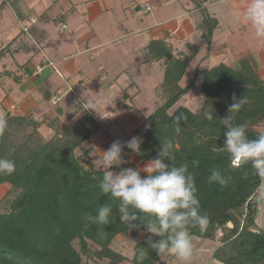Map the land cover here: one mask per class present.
<instances>
[{
  "label": "trees",
  "instance_id": "obj_1",
  "mask_svg": "<svg viewBox=\"0 0 264 264\" xmlns=\"http://www.w3.org/2000/svg\"><path fill=\"white\" fill-rule=\"evenodd\" d=\"M194 2L202 14L197 30L207 44L205 56L192 81L182 86L196 53L179 51L165 38L148 44L147 62L159 64L164 72L156 89L162 104L142 124V129H146L137 154L140 165L124 155L125 163L120 167L144 165L157 157L165 141H171L172 160L164 162L169 166L189 165L201 212L209 217L204 231L198 227L190 229L191 237L218 241L212 258L222 264H264V228L258 225L257 218L264 202L256 199L261 178L252 173L250 164L230 160L221 148L226 129L220 123L229 115L233 97L246 95L251 104L235 115V123L246 124L248 137L255 139L257 129L264 128V79L250 56L229 65L220 63L202 69V61L212 52L219 22L209 15L205 0ZM4 5L5 2L0 7ZM6 50L0 49V59ZM8 74L0 73V78ZM198 81L203 98L199 107L192 110L180 102ZM43 95V100L50 103L52 97ZM55 104L53 117L5 115L8 126L0 133V157L14 160L16 170L11 175H0V185L8 183L19 193L11 201L10 211L0 212V264H168L149 248L148 242L160 237L148 232L139 219L129 225L122 223L115 210L117 202H111L113 216L109 225L83 219L85 213L95 215L99 205L110 202V197L102 195L98 187L104 170L96 166L91 156L96 152L91 140L104 127L80 102L66 110L58 102ZM126 108L131 110L130 106ZM205 111L214 112V118L206 119ZM177 125L181 128L179 134L174 131ZM43 127L53 133H44ZM139 128L128 139L136 137ZM192 161L199 163L193 167ZM214 168L231 177L226 187L208 183ZM112 170L118 172L120 168ZM120 237L129 243L125 252L112 248L114 243L119 244ZM141 251L146 257L138 262Z\"/></svg>",
  "mask_w": 264,
  "mask_h": 264
},
{
  "label": "rangeland",
  "instance_id": "obj_2",
  "mask_svg": "<svg viewBox=\"0 0 264 264\" xmlns=\"http://www.w3.org/2000/svg\"><path fill=\"white\" fill-rule=\"evenodd\" d=\"M115 1L111 0L110 4L115 3ZM2 2L3 0H0V5ZM48 2L50 0H28L27 2L29 6L36 5L30 16H37L36 18L39 20L37 24H31L30 17L23 21L22 26L12 22L13 20L5 22V13L3 14V18L0 17V42L8 43L15 39L14 37L19 36V43H27L29 49L17 54L15 50L18 45H16L13 49L14 53L10 52V54L4 55L5 57L0 61V72H2L4 65L11 68L13 63L11 55L19 63L31 58L32 61L27 65L26 69L28 73H34L36 65L39 63L44 66L45 70L43 72L50 71L52 73L47 81L48 88L56 92L60 87L66 89L65 86L67 84L71 86L72 92L64 97L60 105L62 108L70 107L79 98L90 110L96 113L104 129L106 131L110 130L109 132L114 136L115 141L121 142L125 140L127 134L131 135L133 131L143 124L145 118L151 115L162 104V100L159 98L156 89L163 81L164 72L159 64L149 66L140 64L148 58V53L144 49L150 40V34L147 32H136L134 35H130L113 44L106 45L105 43L113 40L116 35L121 36L123 34L122 30L119 31L116 25L118 21H123V26L125 27L129 26L131 29L128 30L136 31V28H139V24L137 23V19L139 18L143 20L150 19L151 24L165 21L166 26L171 29L175 26V22L169 23V21L177 13H182L184 10L179 5H176V7H158V9L157 6L152 4V12L148 15L137 17L135 21L131 19L130 11L115 7L108 13L102 14L93 22L91 21L90 24L82 21L85 25L83 30L86 32L93 30L96 34V37L90 40V45L96 46L101 43L105 45L100 46L95 51L79 53L76 43L79 36H81L80 33H73L72 31H69V33L67 30L59 31L54 21L58 9L63 6L68 9V1L59 0L52 9L46 8L48 7ZM219 2V4L210 9V12L220 18L221 27L224 29L221 30L218 36L222 37L225 35V39L219 41L218 44L220 45L215 47L210 58L202 63V67L208 68L213 63L221 61L229 65L242 56L252 53L250 55L252 65H255L254 67L258 70V74L264 79V42L258 41L252 30L244 32L231 22L230 11L233 8L230 0H220ZM74 19L80 20L79 13L71 20L74 21ZM71 20L67 23L73 27L76 22L74 23ZM229 27L233 33L228 31ZM44 28H46L47 38L42 40L38 38L39 32L37 30H43ZM193 35V31H189L185 35V40L193 43V47L190 48L188 54L190 55L196 51L198 56L192 60L181 82L182 86H186L192 81L195 68L206 52V42L200 40L194 46L196 43L192 37ZM174 44L176 43L174 42ZM84 49L82 47V50ZM73 66H76L83 72V78L85 79L83 85L78 83V79L73 78L69 80L66 78L65 72H67V68H72ZM235 67L239 68V63H236ZM39 95V93L35 92L32 99L39 100ZM124 95L129 96L126 105L134 109L131 113L128 112L126 114L129 119L124 124H119L116 118L122 113L121 108L124 106L123 103H125V101H122L126 99V97L123 99ZM202 98L203 93L201 92L200 81H198L196 87L180 104L195 110L199 107ZM116 111L118 112L116 113ZM143 126L139 128L141 131L136 135L140 140L142 132L146 129V127L142 129ZM104 141L106 140H99L97 145L99 147L103 146L106 143ZM101 153L98 155L94 154V162ZM18 193L10 189L8 194L5 195L4 193L0 195V212L10 211L11 201ZM3 195L5 196L2 197ZM257 218L259 226L264 228V206L258 208ZM191 239L194 249L192 264H220L212 258L214 251L219 246L218 241L214 242L196 236H192ZM126 247H129V243L124 237L119 238V244L114 243L112 245V248L119 251L123 250L124 252L126 251ZM165 261L168 264H177L171 257Z\"/></svg>",
  "mask_w": 264,
  "mask_h": 264
},
{
  "label": "clouds",
  "instance_id": "obj_3",
  "mask_svg": "<svg viewBox=\"0 0 264 264\" xmlns=\"http://www.w3.org/2000/svg\"><path fill=\"white\" fill-rule=\"evenodd\" d=\"M230 18L233 24L251 29L255 38L264 42V0H244L239 7L230 11ZM250 104L246 95L239 99L233 97V103L228 107L229 115L220 119L223 129H226L221 148L228 153L230 160L251 165L252 173L261 178L256 198L264 202V128H258L257 137L250 139L247 125L235 123V115ZM203 115L208 120L214 118V112L205 111ZM7 126L6 116L0 113V133ZM174 131L179 134L181 128L177 125ZM140 143L138 137H132L125 144L115 141L100 154L95 164L104 171L98 187L102 195L110 197V202L99 205L95 215L85 213L83 219L101 226L109 225L113 216L111 202L115 201V210L122 223L129 225L139 219L148 232L160 237L158 241L150 240L148 243L162 261L171 257L177 264H192L194 249L190 229L198 227L204 231L209 223L208 215L201 212L195 177L187 163L169 166L164 162L172 160L174 145L171 141H165L157 157L142 168H121L125 163L123 148L139 154ZM198 163L192 161V166L196 167ZM113 167L120 170L114 172ZM15 170L14 160L0 157V175H11ZM142 173L146 175L142 176ZM230 179L219 168H214L208 176V183L226 187ZM145 257L146 253L141 251L138 262Z\"/></svg>",
  "mask_w": 264,
  "mask_h": 264
},
{
  "label": "crops",
  "instance_id": "obj_4",
  "mask_svg": "<svg viewBox=\"0 0 264 264\" xmlns=\"http://www.w3.org/2000/svg\"><path fill=\"white\" fill-rule=\"evenodd\" d=\"M57 1H59V0H50V2L47 3L48 7H46V8L52 9L54 6H56ZM66 1H68L67 3L69 4L68 9H66L64 6L61 7L60 9H58V13L56 14L57 16H55L54 21H55L59 31L67 30L68 32L72 31L73 33H77V32L80 33L81 36H79L77 43H76V46L79 49L78 50L79 53H83V52L87 53V52L95 51L98 48H100V46H104L105 44L108 45L110 43L111 44L116 43L117 41L123 40L126 37H129L130 35H134L136 32H142V33L147 32L150 34L149 35L150 40L145 45V48H144L146 51H147L148 44L152 40L165 38L169 43H171L173 45V47L175 49H177L179 51H184L188 54L190 48L193 47L192 42H188L187 40H185V35L189 31L194 32V35L192 36L194 38L195 43H196V44H194V46L197 45L198 41H200V40L204 41V40L200 39L199 32L197 30V25L202 20V14H201L199 7H197V4L194 2V0H117V1L114 0L115 3H112V4H110L111 0H66ZM219 1L220 0H215V1L214 0H205V4H204V6L208 10L209 15L216 18L219 22L218 29L215 31V34H214V44H213L212 52H213V50H215L216 46L220 45V44H218L219 41H221L222 39H225V35H223L222 37L218 36L220 34L221 30L224 29V28L222 29V27H221L220 18L215 16L214 14H212L210 12V9L212 7H214L220 3ZM3 2H5V5L2 8L0 7V10H1L0 17L3 18V14L5 13L4 14V16H6L5 22L7 20L8 21L13 20L12 22H14L16 24H20L22 26L23 21L25 19H27L28 17H30L29 18L30 20L31 19L36 20V22L33 24H37L39 22V20L36 18L37 16H34V15L30 16V13L31 12L33 13V9L36 5L34 4V5L29 6V4L27 3L28 0H16V2H15V0H3ZM230 2L232 4V8H237L244 2V0H230ZM152 4H154V6H157V8L158 7L159 8L166 7V6L176 7V5H179V6H181V8L184 11L182 13H177L173 17V19L171 21H169V23L175 22L174 23L175 26L170 29V27L166 26L165 21L164 22L163 21L162 22H155V24H151L150 19L143 20V19L139 18L141 15H148L149 13L152 12V10H153ZM115 7L120 8L122 10H127L128 12L130 11L131 19H133L135 21H136V18L138 17L139 19H137V23L139 24V28H136V31L135 30H128V29H131L129 26L125 27V26H123L124 25L123 21H118V22H116V25L119 28V31L122 30L123 34L121 36L116 35L115 38L113 40H111L110 42H107L105 44L101 43L100 45H96V46H91L90 40L92 38L96 37V34L93 30L90 32H86L85 30H83L84 29L83 27L85 26L83 23L86 22L87 24H90L91 21L93 22L98 17H100L102 14L108 13L111 9H114ZM77 13H79V15H80V20L74 19V21H72L71 19H73V17H75L77 15ZM70 20L74 23L76 22L73 27L67 23ZM152 20H154V19H152ZM51 21H53V20H51ZM82 21H84V22H82ZM140 25H141V27H140ZM63 26H64V28H63ZM112 26H114V25H112ZM237 28H240V30H243L244 32L251 30V29L245 28L243 26H238ZM37 31L39 32L38 38H40L42 40L47 38L46 28H44L43 30H37ZM228 31L232 32L230 27H229ZM14 38L15 39L11 40L8 43L0 42V49H3V48L7 49L5 56L7 54H10V52L14 53L13 49L16 45H18V47L15 50L17 52V54H19V52L29 50L27 43L26 44L19 43L20 42L19 41L20 39H18L19 36H16ZM174 42L176 44H174ZM82 47H84L85 49L82 50ZM206 49H207V47H206ZM212 52H211V54H212ZM147 53H148V51H147ZM193 53H196V51ZM193 53H191V54H193ZM221 53H224V52H221ZM211 54H210V56H211ZM250 55H252V53H249L245 56H242L237 61L241 60L244 57L250 56ZM5 56L3 55V57L0 59V61ZM197 56L198 55L195 54V58H197ZM210 56L208 57V59L210 58ZM147 60H148V58H147ZM147 60H144L140 64L141 65H148V66L151 65L147 62ZM11 61L13 62L11 65V68H8L6 65H4L2 72H0V73L9 72L8 75H5L2 78H0V97H1V99H0V113H3L4 115H6L7 113H12V115H16V116H23V115L31 114V115H34L37 119L42 118L44 115L47 117H53L56 114L55 105H57L54 103V99H59L58 105L60 106L62 101L64 100V97L67 94L72 92L71 86H68V84H67V86H65L66 89H64L63 87H60L55 92L54 90L48 88V86H47V84H48L47 81L49 80V77L52 75V73L50 71L38 73L36 71V68H35L34 73L33 72L28 73L26 71V69H27V65L30 64V62L32 61L31 58H29L27 61L19 63L15 60V57L11 55ZM203 62L204 61H202V63ZM202 63H201V65H202ZM220 63L227 64L226 62L221 61L219 63H213L212 66L220 64ZM38 66H41L40 63L36 65V67H38ZM212 66H210V67H212ZM202 69H203V67H202ZM103 72H105V71H103ZM65 74H66L65 75L66 78L69 80H71L73 78L78 79V83L80 85H83V83L85 81V79L83 78V72L81 70H79L76 66L75 67L73 66L72 68L71 67L67 68V72H65ZM106 74H108V73H106ZM35 92L40 94L39 100L32 99V96L34 95ZM44 93H46L47 96L52 97V100L50 103L43 100V96H44L43 94ZM125 97H126V99H125ZM128 98H129L128 95L123 96V99H125V100H123L122 102L125 101V103H123L124 106H122V108H121L122 113L120 115H118V117L116 118V120L119 122V124H124L129 119V117L126 114L128 112L131 113V111L134 109V108L132 109V107H131V110H128L126 108V106H128V105H126V101L129 100ZM77 102L82 103L83 106L88 111L93 113L94 117L98 120L96 113L93 112L92 110H90L85 105V103L83 101H81L78 98V99H76L75 103H77ZM75 103H73L72 105H74ZM120 104H122V103L120 102ZM68 108L69 107L62 108V109L66 110ZM117 112L118 111H116V113ZM98 121H100V120H98ZM41 131H43L44 133H47L49 135H51L53 133L52 130L46 129L45 127H43L41 129ZM109 131H110L109 129L107 131L104 129L103 131L99 132L98 134H96L92 138V140H91L92 144L96 148V152H93L91 154L92 158H94V154L98 155L99 153L106 151L111 146V144L113 142H115L114 136ZM128 135H130V134H127V137L124 140L126 142L130 140V139H128ZM99 140H106V141H104L106 143L103 146L99 147L97 145V142ZM121 142H123V141H121ZM124 155L129 156L134 164H136L138 166L140 165L141 161L138 158L137 154L131 152L127 147H124L123 152H122V158L125 161ZM143 166L144 165H141L140 167L142 168ZM142 174L146 175L145 173H142ZM10 189H11V185L8 183L0 185V195H2L4 193H5V195L8 194V191ZM5 195H3L2 197H4ZM217 262H219V261H217ZM219 263L222 264L221 262H219Z\"/></svg>",
  "mask_w": 264,
  "mask_h": 264
},
{
  "label": "built area",
  "instance_id": "obj_5",
  "mask_svg": "<svg viewBox=\"0 0 264 264\" xmlns=\"http://www.w3.org/2000/svg\"><path fill=\"white\" fill-rule=\"evenodd\" d=\"M30 21H31V23H35V22H36V20H34V19H31ZM63 28H64V26H63ZM43 70H44V68L41 67V66L36 67V71H37L38 73H42ZM58 100H59V99H54V103L58 102ZM218 236H219V237L222 236V231H219Z\"/></svg>",
  "mask_w": 264,
  "mask_h": 264
}]
</instances>
